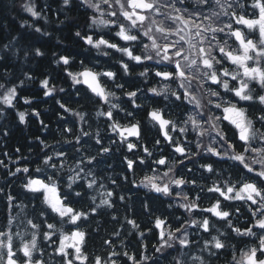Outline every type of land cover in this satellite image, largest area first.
Listing matches in <instances>:
<instances>
[{
  "label": "clouds",
  "instance_id": "obj_1",
  "mask_svg": "<svg viewBox=\"0 0 264 264\" xmlns=\"http://www.w3.org/2000/svg\"><path fill=\"white\" fill-rule=\"evenodd\" d=\"M149 2L153 7L144 13L146 19L133 26L120 15L121 11L128 10V0H40V3L38 0H18L19 10L31 17L30 20L18 21L22 29L65 46L62 36L67 35L65 28L71 24L73 37L84 40L87 46L85 54L111 61L119 66L120 71H95L99 87L93 81L92 88L86 90L78 89L81 82L70 75L73 72H67L69 85H53L47 78L42 80L47 81V86H43L45 99L58 94L69 97L75 92L80 102L66 106L56 100L67 117L58 116L57 125L62 126L54 129L55 139L47 142L39 136L35 140L29 139V144L39 142V152L29 148L28 156L20 154L13 159L6 151L3 155L8 163L0 159V170H6L7 176L22 190L18 203L12 195L6 197L7 219L6 222L0 220V264H7L9 245L17 264H37L38 261L42 264H65L52 237L60 240L73 227L85 235L78 254L68 250L69 256L73 257L71 264H96L97 257L100 264H124L125 259L130 264H221L218 258L229 251L231 257H225L222 264H240L242 252L252 248L259 251L260 237L264 232L258 230L242 234L244 228L239 226L247 223L243 209L251 212L253 208L240 185L256 183L253 178L240 174L239 168L243 164L249 165L251 171L247 172L254 176L264 171V102L259 99L264 96V82L237 75V80L245 87L241 96H235L233 89L239 87V83L233 84L230 76L219 73L221 70L238 73L239 69L219 56L217 49L239 53V45L231 36L233 28L237 27L233 15L259 19L264 0ZM49 9L62 14V18L50 16ZM81 10L87 17L83 23ZM4 29L8 31L6 24ZM86 30H93V35L87 36L91 37V42L86 41L82 34ZM241 31L246 39L260 45L259 24L241 27ZM105 32H111L123 44L110 42L105 38ZM17 40L18 35H13L7 43L0 45V60L5 56L13 60L19 58L21 49L15 46ZM166 45L172 46L170 56L164 51ZM201 47L204 53L200 52ZM178 50L183 53L180 57L175 55ZM30 55L43 57L45 52L39 47L23 51L24 58ZM52 57L53 65L59 68L60 58L65 56L57 57L53 52ZM136 57L141 59L137 61ZM72 59L67 57L68 62H62L63 65H70ZM204 59L211 61L210 67L202 63ZM177 60L186 73L184 77L176 73L168 78L157 75V72H168ZM94 63L100 66L99 60ZM250 65L264 68V59L252 55ZM137 66L139 70L133 71ZM81 67H86L83 62ZM213 72L219 75L218 82L210 79ZM105 73L112 75L106 77ZM0 75L4 77L0 81V147L19 128L28 135L29 117L32 116L40 122L42 131L48 133L49 125L41 120V113L31 107L34 98L21 96L17 91L25 80L32 81L35 77L23 72L24 79L14 84L11 83V70ZM121 81H134L143 86L130 91ZM93 88L97 91L94 92ZM185 90L190 95H186ZM8 97L11 98L10 103L6 99ZM20 101L24 105L22 110ZM185 101L191 106L187 110ZM241 102L248 104L241 106ZM228 104L241 109L245 126L249 129L247 141L240 145L242 151L237 147V133L224 123L221 108ZM43 111L47 113L52 109L45 107ZM153 111L161 114L159 121L149 116ZM116 125L120 128L136 125L138 135L125 133L126 138H121ZM109 132L115 133L118 139L109 138ZM129 137H135V140ZM167 148L174 151L165 154ZM181 148L183 151L178 150ZM16 152L20 153V149L17 148ZM240 156L244 157L242 162L234 159ZM54 158H60V162L53 163ZM161 158L164 163L159 162ZM33 159L37 162L31 171L28 166L16 167L14 171L9 167L20 160L31 162ZM186 161L193 166L188 168L191 178L181 171ZM149 162L156 166L151 167ZM138 169L144 174L140 175ZM33 174H40L47 183L56 185L65 203L76 211L87 213V216H81L75 225H71L70 215L58 216L48 207L42 194L25 188ZM146 176L155 177L160 187L153 189L151 181H145ZM164 185H167V192L163 190ZM230 186L233 191L228 193ZM173 187L176 188L175 196ZM213 187L223 189V195H209L216 193L210 191ZM186 189L197 192V195L190 198ZM259 191L261 195L256 196L255 207L264 208V185L259 186ZM2 195L4 189L0 188ZM161 198L169 201L165 204L168 215L162 209H153L152 201ZM25 199L29 202L25 203ZM213 206L215 211L210 213L211 216L204 215ZM14 208L17 210L13 211ZM93 208L95 211H91ZM139 208L144 210V214L137 217ZM176 209H182L185 215H175ZM197 209L199 218L194 213ZM225 212L227 216L221 215ZM49 217H53L52 222H49ZM170 217L173 222H183L179 227H172L167 223ZM158 218L164 221V238L161 240L159 237L158 242L152 244V251L146 237L153 235V228H142L141 225L154 224L156 228ZM193 227L195 232L191 231ZM233 228L239 231H233ZM134 235L136 239L132 240ZM94 237L97 238L96 244H90ZM241 238H249V242L237 255L233 239ZM217 240L223 245L220 249L215 247ZM181 241L187 243L182 245ZM25 248L27 254L23 251ZM76 255L80 259H76Z\"/></svg>",
  "mask_w": 264,
  "mask_h": 264
},
{
  "label": "trees",
  "instance_id": "obj_2",
  "mask_svg": "<svg viewBox=\"0 0 264 264\" xmlns=\"http://www.w3.org/2000/svg\"><path fill=\"white\" fill-rule=\"evenodd\" d=\"M18 0H0V45L3 43H7L11 36L18 35V40L16 41L15 46L21 49L19 58L13 60L10 56H5L4 60H0V73L4 71L11 70L13 73V77L11 79V83L18 84L19 79H24L22 73L27 72L30 76L35 77L34 80L28 81L25 80V84L18 88L17 91L20 93L21 96H31L34 98L35 102L31 106L36 111H39L41 113V120L44 121L45 124L49 125L50 131L48 133H45L42 131V125L39 121L35 119L34 116L29 117V132L28 135H25L22 128H19L16 130L10 139H7L4 143L3 147H0V159H3L5 163H8L7 157L3 155L4 152H8L10 156H12L13 159L16 158L17 155L23 154L24 156H28V149L32 148L33 152H39L40 151V145L37 141L35 144H29V139L35 140L36 136H39L41 139H44L46 142L52 139L56 138V133L54 129L57 126V119L58 116H65L67 117V114L64 112L63 109L59 107L58 104H56V100L59 99L61 103H65L66 106H73L75 103L73 101V93L69 97H64L62 95H56L50 98L45 99L43 97V91L44 87L41 85L40 81L44 80L45 78L49 79L50 83L55 84H64L69 85L71 82L68 80L67 72H76L78 70V65H80L81 68V62H83L84 65H95V61L99 60L101 58H97L92 56L90 53L85 54L84 48L87 47L84 43V41L80 38H74L72 35L73 32V25L69 24L65 28V32L67 35L62 36V38L65 40V46L57 45L55 43L54 39H44L40 38L38 34L34 32H30L27 29H22L19 24V20L21 19H31V17L27 16V14L22 13L19 8L17 7ZM38 3H40V0H38ZM43 6V5H41ZM52 7L54 8L55 5L53 3ZM49 15L53 17L60 16L62 18V14L54 12L52 9H49ZM15 17V18H14ZM81 22H85L87 17L84 15L83 11L81 10ZM7 25L8 31L6 32L4 29V25ZM42 26V22H41ZM54 29V26H53ZM114 31V30H113ZM92 34L93 30H86L83 32V35L86 34ZM109 40L110 42H116L118 43V40H115L117 37L113 36L112 34H109ZM39 47L42 51L45 52V55L43 57H35L34 55H30L27 58L23 57V51ZM56 52L57 57L59 56H65V57H71L72 62L70 65H63L61 62V66L57 68L52 63V53ZM77 62V66H73V63ZM106 67H111L112 62L106 61ZM104 64H100V67H102ZM117 65H114V68ZM4 77L0 75V81H3ZM79 86V85H78ZM80 90H84L82 86H80ZM71 102V103H70ZM80 102V98L79 101ZM21 110L23 109L24 105L23 102L20 101ZM45 107H48L52 109V111L45 113L43 109ZM14 115V113H13ZM105 142V141H104ZM106 143V142H105ZM20 149V153L16 152V149ZM41 159L43 156L40 157ZM119 159H122L120 157ZM37 161L33 159V161L28 160H20L16 165H9V167L14 171L16 167H24L28 166L30 168V171L34 169L35 163ZM60 158H54L53 163H59ZM138 163V162H137ZM119 170V169H118ZM182 171V169H181ZM138 172L140 175H143V170H139ZM23 176V173L20 174ZM33 178H40L44 179L43 176L40 174H33L31 175ZM190 178V177H189ZM131 187V185H130ZM0 188L4 189V195L0 196V220H3L6 222L7 219V210H8V202L6 197L8 195H12L16 198L15 202L18 203L22 198V190H20L15 183H13V179L11 177L7 176L6 170H0ZM190 191H192L190 189ZM118 199V196H117ZM29 201L25 199V203H28ZM169 201L165 200H153L152 205L153 209H162L165 215H168V209L165 207V204ZM17 209H13V211H16ZM83 210V209H81ZM144 214V210L142 208H139L137 210V217ZM157 214L159 215V211H157ZM175 215L184 216V212L182 209H176ZM96 216L93 214V219H95ZM135 218V217H134ZM53 217H49V222H52ZM107 219L104 220V223L107 224ZM183 221H176L173 222L172 218L170 217L167 223L171 224L172 227H179V224ZM46 227V225H44ZM146 226H151L153 228V235L151 237H146V242L149 246V249L154 251L152 249V244L158 242L159 239V230L154 227V224L152 225H144L142 224L141 227L144 228ZM192 232H195V228L191 229ZM206 235V234H205ZM195 238V237H193ZM59 237L54 236V240L58 241ZM115 238H113L114 240ZM135 235L132 237V240H135ZM97 238H93V240L90 242V244H96ZM242 242V238L240 240L233 239V243H236L237 245H240ZM138 243V242H137ZM247 242L244 244L246 245ZM172 250H169L171 252ZM230 258L229 252L223 253L220 259L221 264L224 260V258ZM139 256L137 255V259ZM124 264H130V262H127L125 259Z\"/></svg>",
  "mask_w": 264,
  "mask_h": 264
},
{
  "label": "snow or ice",
  "instance_id": "obj_3",
  "mask_svg": "<svg viewBox=\"0 0 264 264\" xmlns=\"http://www.w3.org/2000/svg\"><path fill=\"white\" fill-rule=\"evenodd\" d=\"M128 10L121 11L120 15L122 19L127 20L129 23H131L133 26H135L137 23H142L145 19V12L148 9H151L153 5L149 2V0H128L127 4ZM111 15L115 16L116 13H111ZM183 19V18H182ZM205 19H208L205 17ZM233 19L237 26H252L254 24H259V38H260V45L258 46L256 42L253 40L246 39L244 33L241 31V27H234L233 31L231 32V36L233 38V42L237 43L239 45V53H233L231 50H225L224 48L217 49V53L219 56H223L225 59H227L232 65L238 67L239 72L238 73H229L227 70H221L219 75L224 76H230L232 79L233 84L239 83V87H236L233 89V93L235 96H241L242 91L244 89V85L242 82L237 80V75H242L245 78H257L264 82V68L256 65H250V60L252 55L260 56L262 59H264V23H261V20H264V9L261 10V16L259 19H253L248 18L245 16H235L233 15ZM188 20H191V17L188 18ZM228 27H232V25H228ZM121 28H123V25H121ZM85 40L88 42H91V37H85ZM201 53H204L203 47L200 49ZM166 53L169 54V56L172 53V46L166 45L165 50ZM175 55L177 57H180L183 55L182 51H176ZM63 63H67V57H61L60 58ZM137 61L141 59V57H136ZM203 64L207 66H211V61L204 59L202 61ZM173 73H176L180 77H184L186 75L185 71L180 67V63L177 60V62L170 67L168 72H157L158 76H161L163 78L170 77ZM70 75H73L75 77H83V83L86 84L89 88H92V82L95 81L97 84V88L99 87V82L97 78V73L85 68L82 72L79 73H70ZM106 77L111 76L112 73H105ZM219 75H217L216 72H213L210 79L213 82H218ZM80 82L81 80L78 79ZM42 86H47V81H41ZM97 88H93L92 90L95 92L97 91ZM14 91V90H13ZM100 92L102 93V89H100ZM186 95H190V93L185 90ZM101 98L103 99V95L101 94ZM7 101L10 103L11 98H6ZM193 99H195L193 97ZM261 102H264V96L259 98ZM217 107H220V105H217ZM221 111L223 112V119L224 121H227L230 125L234 127V129L238 132V138L241 141H247L248 136L247 133L249 129L245 126L244 123V114L241 111L240 108L236 107L235 105L228 104L227 106H224L221 108ZM109 116H111V113H108ZM149 116L152 117L155 120L161 119V114L158 112H150ZM167 123V122H165ZM116 128L118 132L121 135V138H126L124 136L125 133H128V135H138V129L136 125H132L130 128H120L119 125H116ZM130 147H132L130 145ZM179 151H183V149H178ZM234 159H238L239 161H243L244 157H234ZM160 163H164L163 158L159 161ZM131 161H129V165L131 166ZM243 167L249 171H251V168L247 164H243ZM26 170V169H25ZM145 181H151V186L153 189H158L160 186L156 184L155 177H148L146 176ZM254 180L256 183L246 182L242 185H240L241 191H244L247 193V199L251 202L252 205L257 204L256 196L261 195L259 191V186L264 185V171L257 172ZM25 188L33 193L36 194H42L44 197L45 202L47 203L48 207L55 212L58 216L65 217V216H71V225H75L77 221L80 220L81 216H87V213L76 211L71 205L66 204L64 201V198L60 195L59 189L54 184L47 183L44 179L40 178H33L29 177L28 182L25 185ZM163 190L165 192L168 191L167 185L163 186ZM250 190V191H249ZM212 192H216L218 194L223 195V189L213 187L210 189ZM233 191L232 187L230 186L227 189L228 193H231ZM91 211H95V209H91ZM207 212L211 213L215 211V206H213V209L206 210ZM251 216L253 219V225L249 227H245L242 230V234L245 232L255 233L257 229L261 232H264V208L260 207H253L251 210ZM223 216H227L228 213L221 214ZM129 223H133L132 221H129ZM156 228L159 230V237L161 240L164 238L163 233V223L164 221L160 220L159 218L156 220ZM49 228L52 227V225H48ZM205 230H207V224H205ZM233 231H239L236 228L232 229ZM84 233L79 231L77 228L73 227L72 231L70 233H66L60 237L59 245L57 247V253L61 255L62 258L65 260V264H71L72 258L69 256L68 250H72L74 253L78 254L81 251L80 245L83 242L84 239ZM54 239V236L52 237ZM107 243V241L105 242ZM187 242L181 241V244H186ZM215 247L220 249L223 247L222 243L217 240L215 243ZM25 254H27V249H23ZM242 260L240 264H264V259H261L260 257L264 256V236L260 237V246L259 251L256 248H252L248 252H242L241 254ZM76 259H80L79 255L75 256ZM131 259V257H130ZM7 264H17V261L14 259V253L11 251V245H9V255ZM37 264H42V262H37ZM96 264H100V258H96Z\"/></svg>",
  "mask_w": 264,
  "mask_h": 264
},
{
  "label": "flooded vegetation",
  "instance_id": "obj_4",
  "mask_svg": "<svg viewBox=\"0 0 264 264\" xmlns=\"http://www.w3.org/2000/svg\"><path fill=\"white\" fill-rule=\"evenodd\" d=\"M237 27H241V26H237ZM117 40H118L121 44H123V42L120 41L118 37H117ZM101 61H105V59L102 58ZM229 63H230V62H229ZM101 65H102V64H101ZM73 66H77V62H74V63H73ZM92 67L94 68V69H91L93 72H95V71H101V70H97L98 68H100V66L92 65ZM112 68H113L114 70H116L117 72L120 71L118 65L114 68V64H112ZM136 70H139V66H137L136 68L133 69V71H136ZM80 72H81V71H80ZM153 75H154V74H153ZM78 79L81 80L80 77H78ZM105 79H106V78H105ZM156 79H159V78H156ZM121 82H122V83H125V86H126V87L128 88V90H130V91H131V90H135L136 87L143 86L142 84H137V83H135L134 81H128V82L121 81ZM209 83H210V82H209ZM80 86H82V87L84 88V90H86V88H85L84 85H81V84H80V85L77 86V87L81 89ZM212 86L215 87V85H212ZM74 97L76 98V94L74 95ZM125 99H127V98H125ZM233 99H235V97H233ZM247 104H248V102H241V106H245V105H247ZM184 105L186 106L185 110H187L188 107H191V106H188V105H187V101L184 102ZM121 122H122V121H121ZM224 123H225V125L228 126V128L233 129V130L237 133V135H236V143H237V147H238V150L242 151L243 148L240 147V145H242L244 142H243V141H239L237 130L234 129V127H233L232 125H230L227 121H225ZM116 136H117V135H116ZM161 137H162V136H160L159 138L162 140ZM190 138H192V137H190ZM117 139H118V137H117ZM128 139H130V138H128ZM130 140H135V139H130ZM169 151H174V150H173V149H170V148H167V149H165V154H167ZM239 173H240V174H243V175H247V176H249L250 178H253V179H254V177H255L254 174L248 173V172H247V169H244L242 165H241L240 168H239ZM218 195H219L218 193H215V196H218ZM220 199L223 200V197H220ZM225 203L227 204V203H229V202H225ZM249 205H251V202H250V201H249ZM252 207H255V206L252 205ZM243 212H244V219H246L247 223H241L239 226H241V227H243V228H245V227H249V226H253V218H252V216H251V213L248 212L246 208L243 209ZM204 215H206V216H210V213L205 212ZM214 219H215V218H214ZM257 231H258V229H257ZM245 242L248 243V242H249V239H247V238H243V239H242V242H241L240 245H237V244H236V246H237V255H239V250L242 249V248L245 246V244H244ZM229 256H231V252H230V251H229ZM260 258H261V259H264V256H262V257H260Z\"/></svg>",
  "mask_w": 264,
  "mask_h": 264
},
{
  "label": "water",
  "instance_id": "obj_5",
  "mask_svg": "<svg viewBox=\"0 0 264 264\" xmlns=\"http://www.w3.org/2000/svg\"><path fill=\"white\" fill-rule=\"evenodd\" d=\"M82 81H83V77H82ZM83 83V82H82ZM84 84V83H83ZM84 85H86V84H84ZM87 86V85H86Z\"/></svg>",
  "mask_w": 264,
  "mask_h": 264
}]
</instances>
